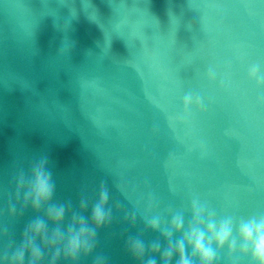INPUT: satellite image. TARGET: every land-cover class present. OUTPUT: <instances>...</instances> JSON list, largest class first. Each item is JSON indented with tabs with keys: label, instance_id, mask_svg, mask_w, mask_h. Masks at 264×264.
I'll return each instance as SVG.
<instances>
[{
	"label": "water",
	"instance_id": "obj_1",
	"mask_svg": "<svg viewBox=\"0 0 264 264\" xmlns=\"http://www.w3.org/2000/svg\"><path fill=\"white\" fill-rule=\"evenodd\" d=\"M255 63L264 0H0V211L13 166L46 154L58 199H94L105 180L121 205L99 232L110 264H135L124 239L143 223L123 213L149 200L164 212L195 193L221 215L264 213ZM187 92L203 106L184 119Z\"/></svg>",
	"mask_w": 264,
	"mask_h": 264
},
{
	"label": "clouds",
	"instance_id": "obj_2",
	"mask_svg": "<svg viewBox=\"0 0 264 264\" xmlns=\"http://www.w3.org/2000/svg\"><path fill=\"white\" fill-rule=\"evenodd\" d=\"M213 73L209 70V79ZM248 78L264 87V66L252 64ZM203 98L187 92L182 99L186 119ZM0 211V264H110L98 251L99 232L114 222L119 203L110 204V191L101 180L94 199L81 194L75 204L57 198V183L46 154L26 167L14 165L4 188ZM149 200L143 213H123V220L143 227L124 239L135 264H264V213L219 214L208 201L193 193L184 206L153 211ZM31 216L24 220L26 213ZM23 222L16 237L15 226ZM158 233L146 239L147 233Z\"/></svg>",
	"mask_w": 264,
	"mask_h": 264
}]
</instances>
